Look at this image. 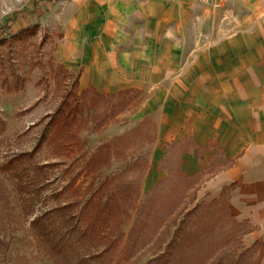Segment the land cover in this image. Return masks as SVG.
<instances>
[{
  "label": "crops",
  "instance_id": "0c3cea01",
  "mask_svg": "<svg viewBox=\"0 0 264 264\" xmlns=\"http://www.w3.org/2000/svg\"><path fill=\"white\" fill-rule=\"evenodd\" d=\"M76 10L57 62L79 91L140 96L128 115L153 129L152 175L166 177L171 145L180 175H207L188 208L229 187L241 249L256 243L264 264V0H77Z\"/></svg>",
  "mask_w": 264,
  "mask_h": 264
},
{
  "label": "rangeland",
  "instance_id": "374dc122",
  "mask_svg": "<svg viewBox=\"0 0 264 264\" xmlns=\"http://www.w3.org/2000/svg\"><path fill=\"white\" fill-rule=\"evenodd\" d=\"M76 1L0 0V239L5 245V250L0 252V264H53L28 227V222L35 215L77 202L74 210L68 213L73 215L86 198L90 197L94 202L103 201L105 193L111 191L118 181L130 180L137 184L140 200L149 184L157 178L152 175L156 173V170H152L156 145L144 135L147 132L152 137L151 128L145 126L139 132H133L140 122L133 121L128 115L139 105L140 96L132 99L125 95L96 98L87 92L82 99L83 119L70 129L71 133L64 135L58 144L46 139L32 157L15 160L16 155L28 152L33 147L45 130L47 115L55 109L60 99L65 94L77 96L79 93L77 82H74L77 73L68 72L54 55L55 46L66 32L67 24L76 18ZM29 25L36 27L32 35L14 36L19 29ZM126 132L130 134L121 143L123 146L116 143L111 145L110 165L100 170L94 185L88 189L91 173L83 170L84 161L96 146L110 143V140ZM49 135H53L51 130ZM122 152L124 161L120 158ZM174 152L171 145L161 150L160 155L165 159L162 160L164 172L176 167ZM136 156H140L139 163L144 165L143 173L139 165L122 171L125 162ZM120 170L122 176L119 179L110 178L111 182L106 188L93 192L97 181ZM205 177L206 174H201L195 184ZM164 179L159 178L156 182ZM138 204L139 201L126 218L111 206L97 224L98 231L110 234L112 238L118 233L123 235L119 241L115 240L107 264H145L161 252L157 251L153 240L148 241L143 252L129 255V251H126L125 238ZM217 207L205 212L206 218L218 223L212 237L220 236L230 228V223L221 225L222 208ZM51 217L54 222H60V217L55 213ZM74 220L68 218L66 228ZM171 231L170 227L166 236L163 234L162 238L166 237L164 243ZM74 238L71 237L74 243L70 253L72 258L76 254L84 257L101 249L99 244L91 246L87 242H76ZM191 242L192 248L194 244L191 246ZM233 242L224 246V241H221L220 244L226 253L236 256L241 250L240 240ZM201 243L197 252L208 246L205 241ZM234 244L238 246L235 251L231 247ZM190 247L186 250L189 251Z\"/></svg>",
  "mask_w": 264,
  "mask_h": 264
},
{
  "label": "trees",
  "instance_id": "16d2710c",
  "mask_svg": "<svg viewBox=\"0 0 264 264\" xmlns=\"http://www.w3.org/2000/svg\"><path fill=\"white\" fill-rule=\"evenodd\" d=\"M35 29V25H29L19 29L14 36L32 35ZM76 80L77 77L74 78L75 83ZM87 92H90L96 98L105 97L96 94L91 89L81 90L77 96L75 94H65L55 109L47 115L45 130L41 133L30 151L19 153L15 156V160L32 157L44 144L46 139L58 144L64 135L71 133L70 129L79 124L78 120L83 119L82 109L84 106L82 99ZM115 95H125V92ZM100 122L102 123L103 121ZM145 126L150 127L151 132H153L149 122H140V125L133 132H139ZM50 130L53 135H49ZM129 134L126 132L110 140V143H102L91 151L82 167L85 173H91L87 185L88 189L94 185L95 177L100 175V170L110 165L112 159L111 145L115 143L117 145L121 144L125 137L128 138ZM144 135L149 137V141L153 142V136H149L147 132ZM120 146L123 145L121 144ZM185 149L186 146L182 148V151ZM139 157L136 156L134 159L126 161L122 171L132 165H139L142 166L143 173L144 165L139 163L141 161ZM120 158L122 161L125 160L123 152ZM162 160L165 159H161L159 167L161 170L164 168ZM179 167L180 160L177 159L174 170H167L165 179L150 186L140 200H138L139 187L137 184L130 180L124 182L118 181L111 191L105 193L103 201L97 200L94 202L90 197L86 198L73 215L68 213L74 210L77 202L45 210L32 217L28 222V227L42 245L47 258L53 264H96L97 262L107 264L109 253L115 245V240L119 241L123 235L122 233H118L112 238L110 234L103 233L101 230L98 231L96 229L97 224L100 223L102 216L108 212L111 206L119 214H124L126 218L129 216V211L139 201L132 225L125 238V248L127 252L129 251V255L132 252H134L133 254L140 253L148 241L153 240V244L157 246V251L161 252L147 260L145 264H240L242 261L245 264H257L253 259L257 248L256 243H253L249 248L241 249L236 256L226 253L220 244L221 241H224V246L227 243L233 244V240L239 241L246 231L242 223L234 222L232 217L228 215L227 194L229 187L221 189L218 197L211 199L209 203L203 205L196 204L188 208L189 204L194 200V194L198 186L195 182L196 180L198 182V177L202 172L199 171L197 174L191 176H182L178 173ZM120 176H122L121 170L110 176L103 177L97 181L93 192H100L102 188H106L109 182H111L110 178L119 179ZM70 183H68L69 186ZM217 206L222 208L223 218L221 225L230 223V228L224 234L212 237L211 234L215 231L218 223L216 220L206 218L205 212L218 209L219 207ZM54 213L60 217L59 223L54 222V219L51 217ZM66 214L68 215L66 216ZM68 218L71 220L75 218V220L71 226L66 228V220ZM205 222H208V224ZM170 227L172 231L167 236L168 240L164 243L163 241L166 237L163 239V234L166 236ZM71 237H75L76 242H87L91 246L99 244L101 249L84 257H79L76 254L75 258H72L70 253L73 250L74 243ZM190 241H192L191 246L194 244L192 248L190 247ZM201 241H205L208 246L204 250L197 252V247L203 244ZM188 247H190L189 251L186 250ZM231 247L233 251L238 249L236 244ZM4 250L5 245L0 239V252Z\"/></svg>",
  "mask_w": 264,
  "mask_h": 264
},
{
  "label": "built area",
  "instance_id": "2783aa9c",
  "mask_svg": "<svg viewBox=\"0 0 264 264\" xmlns=\"http://www.w3.org/2000/svg\"><path fill=\"white\" fill-rule=\"evenodd\" d=\"M203 2H207L208 0H202Z\"/></svg>",
  "mask_w": 264,
  "mask_h": 264
}]
</instances>
